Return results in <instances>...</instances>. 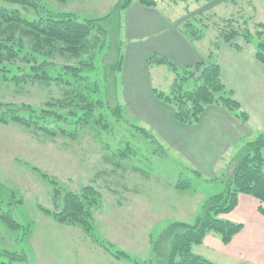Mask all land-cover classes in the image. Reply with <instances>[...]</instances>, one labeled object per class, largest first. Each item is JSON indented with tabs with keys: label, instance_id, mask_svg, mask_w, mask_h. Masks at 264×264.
Here are the masks:
<instances>
[{
	"label": "trees",
	"instance_id": "obj_1",
	"mask_svg": "<svg viewBox=\"0 0 264 264\" xmlns=\"http://www.w3.org/2000/svg\"><path fill=\"white\" fill-rule=\"evenodd\" d=\"M5 1L34 8L39 0H0V88L6 85L12 88L17 98L20 94L30 95L39 101L0 98V125L23 128L37 134L42 140L57 137L78 139L89 131L83 130L91 128L93 135L86 137H92L96 143L101 134L113 132L115 125L124 122L126 116L119 100V74L124 58V40L120 38L121 12L133 1L145 7H157L159 1L117 0L109 12L95 18L81 17L70 11L45 10L33 19L24 18L18 8L6 6ZM171 1L190 4L189 0ZM213 1L192 0L198 5ZM240 1L224 0L225 7L231 8V12H199L179 25L180 32L202 51L204 59L180 68L160 53L149 57V64L166 65L173 73V81L168 89L154 87V93L173 107L178 122L188 125L197 123L205 107L210 104L222 106L246 122L248 115L226 88L221 78L220 64L214 56L224 44L238 50L242 44H254L255 56L264 65V22H255L253 16L246 17L242 10H234L232 7ZM259 1L264 7V0ZM184 9L186 13L190 12L189 6L186 5ZM211 18L215 20L209 26ZM197 21L200 23L195 25ZM205 36L207 44L202 45ZM43 87L48 88L47 96L40 99L32 95V90ZM130 126L144 136V142H151L155 149H162L166 153L167 148L152 131L138 124ZM136 141L131 146H140V141ZM101 142L103 147L99 153L98 147L86 142V152L90 158L82 157L84 150L47 146L48 149H58L63 155L71 151L73 158L71 167H74V171L69 175V187L73 189L58 187L53 193L57 209L54 212L42 209L58 223L79 226L84 232L92 228V209L97 200L102 199V193L87 182L84 172H89L88 177L93 178L107 176L115 173L120 165L113 164L112 157L103 154V148L111 145ZM125 144L130 145V142L126 140ZM91 150L93 153H90ZM92 160L103 162L101 168L93 169V173L90 172ZM229 164L224 188L204 200L193 223L172 220L163 226L153 240L152 255L145 264H218L194 252L193 247L203 243L208 234L217 236L227 244L243 229L241 222L222 217L237 206L240 194L258 200V211L264 215V133L246 141ZM34 168L47 176L51 183L59 184L53 173L37 166ZM193 172L200 176L199 171L193 169ZM78 177H86V183L80 187L73 180ZM178 179L175 183L177 189L191 187L190 178L179 176ZM183 179L185 184H182ZM2 192L0 181V220L7 227H22L13 217L12 210L3 207L13 205L15 201L5 203ZM60 198L61 202L56 203ZM23 229L26 231L27 227L23 226ZM116 254L130 258L122 250H117ZM14 255L23 262L27 258L25 253Z\"/></svg>",
	"mask_w": 264,
	"mask_h": 264
},
{
	"label": "rangeland",
	"instance_id": "obj_2",
	"mask_svg": "<svg viewBox=\"0 0 264 264\" xmlns=\"http://www.w3.org/2000/svg\"><path fill=\"white\" fill-rule=\"evenodd\" d=\"M115 1L39 0L38 5L34 8L24 7L16 2H5H7L6 6L8 7L18 8L24 18L33 19L40 16L45 10L70 11L81 17L95 18L109 12ZM158 1L160 4L157 9L171 21L176 18L178 20L177 25H181L187 17L199 12L211 11L220 14L221 12H228V10L229 12L232 11L231 8L225 7L224 0H215L205 5H198L192 0H189L190 4L180 1L175 3L171 0ZM186 5L189 6L190 10L188 13L184 9ZM232 8L242 10L246 17L253 16L255 22H264V7L259 0H242ZM121 13L123 20L124 13L123 11ZM214 20L215 18H211V23L208 22V25L210 26ZM199 23L197 21L195 25ZM105 24L109 25L107 21ZM123 37L127 43V38L124 32L122 36L120 29V38L123 39ZM206 42L205 36L201 44L205 45ZM126 43L123 44V52L126 50ZM161 67L164 75L169 74L171 76V71L165 65ZM151 74L153 84L159 89L166 90L165 83L161 82L153 72ZM119 76L121 78L119 100L126 113L125 121L118 126L115 125L113 132L101 134V138L96 143L92 137H86V135H93L90 132L91 128L83 130L82 132L89 131L83 135L81 132L82 136L78 139L57 137L53 140H51L52 138L42 140L37 134L29 133L23 128L0 125L2 199L5 203L15 201L13 205H4L3 207L10 208L13 217L22 225V227H7L0 220V264H145L152 255L153 240L163 226L172 220L193 223L204 200L224 188L226 170L221 171L215 177L216 179L212 180L210 178L213 177L206 179V177H201V174L197 176L188 162L183 160V156L173 151L170 152V150L164 153L162 149H155L153 143L143 141L144 136L141 133L138 134V131L130 125L138 124L144 127L145 125L140 121L138 122L128 112L127 99L125 95L123 96L121 81L123 77L121 73ZM2 87L5 88H0V98L2 99L12 100L15 98L16 100L35 103L39 101L31 98L30 95L23 96L20 94L17 98L11 87L6 85ZM31 92L34 97H40V99L49 93L47 87L34 89ZM253 131L252 137L241 142L234 153L221 158L219 163L228 165L246 141L264 133V126H258ZM120 138H122V142H120ZM126 140L130 142V145L125 144ZM136 140L140 141V146H131V143L137 142ZM88 141L92 147H98V153L102 152L100 150L103 147L101 141L109 143L111 146H105L103 154L112 157L113 164L119 165L120 163V165L115 173L107 176L93 178V176L88 177L90 175L88 172H84L87 176V182L102 193V199H98L92 209V214L95 216L91 219L92 228L88 232H84L79 226L52 222V217L42 209L47 208L51 212L57 209L55 201L53 202V193L58 187L72 188L69 187L70 179L68 177L74 171V167H71L73 162L71 151H68V155H63L58 149H48L47 146L84 150L82 157H88L90 156L86 152V142ZM90 153H93V150ZM102 163V161L95 162L92 160L90 172L93 173V169L101 168ZM84 165L86 166V161ZM34 166L53 173L59 184L51 183L49 178L40 173ZM108 166L112 167L110 164ZM179 176L190 178L191 187L185 190L177 189L175 183L179 180ZM73 180L77 187L86 183V177H78ZM185 183V179H183L182 184ZM117 195L124 199L116 197L114 201L107 202ZM17 199H21V201L18 202ZM59 202H61V198L56 203ZM118 204L124 206L123 212L117 214L115 211V215L112 213V217L109 209L112 205ZM147 211L150 213L155 211V223L141 225L140 230L136 232L131 222L138 217L139 222L146 224L148 221L146 218ZM99 213L100 215L97 216ZM149 218L152 217L149 216ZM49 223H52V226H49ZM23 226L27 227L26 231H24ZM32 234L33 239L29 242ZM40 239L46 243L42 244ZM193 249L212 262L230 264L226 263L228 259L220 253H206L197 246H194ZM117 250L127 252L130 258L117 256ZM24 253L27 257L24 262L14 255L18 254L19 256Z\"/></svg>",
	"mask_w": 264,
	"mask_h": 264
},
{
	"label": "crops",
	"instance_id": "obj_3",
	"mask_svg": "<svg viewBox=\"0 0 264 264\" xmlns=\"http://www.w3.org/2000/svg\"><path fill=\"white\" fill-rule=\"evenodd\" d=\"M157 8L145 7L133 1L123 10L121 32L122 36L124 32L128 42L123 37L126 50L120 73L128 112L157 136L167 148L166 151L183 156V160L203 177L215 178L226 170L225 178L229 174V163L221 164L219 160L234 153L241 142L252 137L254 128L264 126V65L256 58L252 44H242L240 50L230 44L222 45L214 56L220 64L221 78L226 88L248 115L246 122L234 112L213 104L205 107L197 123L188 125L178 122L173 107L156 97L151 74L153 72L168 89L173 81V73L171 76L164 75L162 65H151L148 59L152 54L160 53L183 68L205 57L180 32L178 20L174 18L171 21ZM116 197L124 199L117 195L107 202L114 201ZM258 205L259 201L254 197L240 194L237 206L222 217L241 222L243 229L227 244L217 236L208 234L197 247L206 253H220L228 259L226 263L264 264V215L258 211ZM123 208L120 204L112 205L109 213L115 215L116 211L118 214L123 212ZM155 215V211H147L146 224L136 217L131 222L134 230L138 232L141 225L154 224ZM92 216L95 217L94 214ZM52 222L58 223L53 217ZM122 228L124 231V225ZM32 239L33 234L29 242ZM40 242L46 243L42 239Z\"/></svg>",
	"mask_w": 264,
	"mask_h": 264
}]
</instances>
